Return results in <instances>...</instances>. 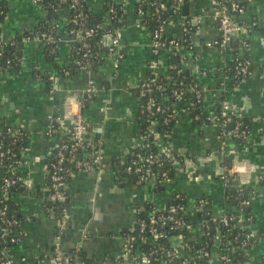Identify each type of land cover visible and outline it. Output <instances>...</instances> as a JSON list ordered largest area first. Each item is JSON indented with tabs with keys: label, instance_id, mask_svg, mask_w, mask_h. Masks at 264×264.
<instances>
[{
	"label": "crops",
	"instance_id": "obj_1",
	"mask_svg": "<svg viewBox=\"0 0 264 264\" xmlns=\"http://www.w3.org/2000/svg\"><path fill=\"white\" fill-rule=\"evenodd\" d=\"M0 1L6 7L0 25L4 40L34 28L44 19V9L35 0ZM139 1L86 0L90 13L98 18H109L113 5L124 8L115 34L123 56L117 68L115 56H104V61L92 68L73 62L74 40L68 33V13L62 11L57 21L56 60L47 57L44 42L31 39L23 44L21 68L0 74V128L21 127L29 133L17 172L28 185L15 194L18 213L23 218L21 240L9 248V254L18 264H53L59 221L46 213L45 205L50 193L49 160L60 138L47 131L56 126L54 119L59 118L65 122L59 131L65 132L63 127L71 125L65 112L66 99L83 93L92 81L96 94L82 112L86 136L99 145L104 166L75 172L69 180L70 226L62 240L63 252L86 263L120 264L118 260L128 246L126 232H132L143 207L151 203L165 209L176 194L183 196L191 222L183 241L200 242L203 228L196 210L198 200L206 198L214 216L236 212L224 200L223 159L230 156L235 186L255 189L249 207L253 221L248 228L256 237L246 262L264 264V78L258 71L264 66V0H248L234 15L236 22L250 27L243 37L247 46H240L238 53L235 42L225 48L215 43L219 38L216 0H189L164 28L167 37L189 36L191 45L184 55L185 66L204 94L202 108L206 115L215 113L221 94L229 90L228 82L222 78L228 63L243 54L254 70L249 79L229 90L226 99L231 113L249 124L247 138L228 139L223 147L214 123H199L188 113H177L170 141H162L161 145L181 155L182 162L161 191L153 184L138 185L130 178H120L113 166L142 143L137 87L150 74L165 77L169 73L170 52L153 48L149 29L134 11ZM176 107L183 110L180 104ZM219 254L216 248L214 264Z\"/></svg>",
	"mask_w": 264,
	"mask_h": 264
},
{
	"label": "trees",
	"instance_id": "obj_2",
	"mask_svg": "<svg viewBox=\"0 0 264 264\" xmlns=\"http://www.w3.org/2000/svg\"><path fill=\"white\" fill-rule=\"evenodd\" d=\"M183 5H186L189 0H184ZM43 9H44V19L40 21L34 28L24 30L21 34L13 37L10 40H4L0 37V74L4 72H15L18 71L22 66V54L21 50L23 44L27 40L34 39L35 36H38L39 39L45 43L46 55L53 62L56 60L58 51H57V21L60 13L62 11H67L68 13V33L72 35L71 30L78 32L81 29V26L78 22H83L84 28L93 29V36L88 39L86 42L76 41L72 45V59L74 63H77L79 67L92 68L104 61V54L107 52V48L104 45V38L107 35H112L115 37L116 30L121 26L120 19L123 17L124 8L122 5H113L109 8L110 17L109 18H98L92 15L88 9L86 0H43ZM179 7V0H140L134 6V11L141 16V20L144 25L147 26L151 35L155 33L156 30L160 27L165 28L173 15L178 14L181 9ZM113 11V12H111ZM6 16V7L3 2L0 1V25L3 22ZM190 26V25H189ZM188 26V27H189ZM83 28V27H82ZM1 34V27H0ZM52 36L53 40L47 42V37ZM176 40L179 42V49L171 48L169 45L170 40ZM159 41L163 43L164 47L159 48L156 51L162 49L168 50L170 52L168 57V75L165 77H156L155 75L150 74L147 81L140 84L136 92L139 97V102L141 106L140 115H139V126L141 131V136L144 143H148L147 147H136L128 151L122 160H118L113 164L117 170V174L120 178H130L134 181L135 176L133 171L130 173L127 171V168L136 166H141L147 164V159L149 156L153 155L157 157V160L152 169L155 173H164L166 172L168 178L171 179L175 172V167L177 164L182 162V156L173 154L171 158L176 162H171L169 157L165 154L159 153V147L156 145L158 139L163 141H170V137L173 133L174 126L177 120H171L168 117V112L157 113L154 110L149 112L146 110L147 103L149 100H154L156 105L162 106L167 111L170 110L176 111L179 115L182 113H188L191 118L194 120L196 116H199V123H210L207 116L203 113L202 102H198L196 99L197 92L200 90V86L192 77L190 71L185 66L184 55L190 50V39L186 34L182 38H172L167 37L165 31L160 34ZM87 44L85 46L84 44ZM236 53L239 52V47L242 46L239 41L235 42ZM234 45V43H232ZM246 55H240L239 60H247ZM237 60H234L226 65L223 70L222 78H225V81L228 82L229 90L237 87L245 80L249 79L253 75L254 67L250 68L251 63L248 69V75L245 80L241 76H236V67ZM258 71L264 77V66L259 67ZM64 72V71H63ZM144 85V86H143ZM141 89L151 90L150 92H145L144 95H141ZM229 90L224 92L220 96V103L216 107L218 125L224 124L225 120L230 118V122L226 123V129L230 130L237 123L241 124V129L246 128L249 133V124L243 119L238 118L230 111L224 110V103ZM174 91L183 92L182 95H174ZM204 95V94H203ZM91 99H84V107L88 106ZM182 105L183 110H178L176 105ZM153 113V114H151ZM55 135L60 139H64L65 142H71V136L69 133H61L57 126H55ZM248 136V135H247ZM246 139V138H245ZM86 140L92 144H95L97 147L99 145L96 141L91 140L86 136ZM244 140V139H237ZM29 143V133L25 129H21L16 133V131L10 128H0V152L6 153L3 158V167H0L1 173V183H0V209L6 207L7 214L3 217H0V249H9L13 243H11L12 237L20 236L22 232L23 218L18 213L17 203L15 201V194H20L23 192L25 184L22 181H18L14 186L9 190L7 196H4L1 193V188L3 186V179L5 177L6 168L11 166L13 168H20L21 163L23 162L22 153ZM90 149L86 151L79 152V157L81 159L87 158ZM66 155H69V152H66ZM53 157L50 158L49 166L53 163ZM136 164H133V163ZM104 166V164H102ZM101 166V168H103ZM233 166V159L230 156H225L223 159V174L222 178L227 180L225 183V193L224 200L226 204L230 207H233L236 212H230L224 214L225 216L232 217L238 215V213L249 214L250 210L248 205H245V201H251L253 194L255 195V189L249 185H237L236 177L230 173V170ZM65 169L69 170L67 173H63V181L68 185L69 180L71 179L72 173L76 172L74 165L67 162L64 164ZM18 175V174H17ZM50 184V181H49ZM152 184L157 191H161L164 188V180L161 178H155L152 181ZM205 199L206 198H201ZM208 202V201H207ZM181 204L186 205L184 198L181 197L179 200H172L168 205L172 204ZM53 206L57 210L54 215L56 219L61 217L60 213L63 208L69 211V201H68V192L67 200L64 202L52 203L50 201L46 202V206ZM206 211L209 210V203L206 206ZM159 210L164 212L163 214H168V208L158 209L154 204H147L143 207L141 213L137 216L135 227L132 232H126V235L132 237L133 239L129 245L130 251V263L136 264L141 256L145 255L148 257L150 264H183L182 262L188 259L191 255H198L193 262L186 264H208V258L202 256V252H207L209 255H213L216 248L219 249V252L225 256H229L234 262H246V257L251 246H244L243 241L245 236L249 231L248 223H244V229L241 228V225L238 224L237 220H231L229 225L226 227L221 226L217 230L216 224L210 221V216L206 212L199 213V219L204 221L209 225L208 231L211 236L219 234L220 244H217L215 238L207 237L206 235L202 236L200 242L190 243V242H181L180 246L176 248V253L173 255V260L171 261L170 257H164V252L157 251L151 256L149 253L154 251L157 248L163 247L166 250L175 251L172 246V237L176 235H184L185 230L182 228L178 231H173L169 233L170 238L168 240H163L159 242L156 246L151 244L148 240H141L139 236V226L138 221L140 219H147L153 210ZM176 218L184 220L187 224H190V220L187 215H183L181 211L177 212ZM15 221L17 224H8V222ZM68 228L70 226V219L66 222ZM171 223H168L170 226ZM168 228V226H167ZM205 231V228H204ZM209 256V257H210ZM75 259V258H71Z\"/></svg>",
	"mask_w": 264,
	"mask_h": 264
},
{
	"label": "built area",
	"instance_id": "obj_3",
	"mask_svg": "<svg viewBox=\"0 0 264 264\" xmlns=\"http://www.w3.org/2000/svg\"><path fill=\"white\" fill-rule=\"evenodd\" d=\"M39 5L43 7V0H35ZM184 0H179V7L180 9L182 7V4ZM218 4V10L215 15V20L218 24V29H219V38L215 42L219 46L225 48V47H230L232 43L239 41L242 45L243 48L247 46V42L243 37L247 35L250 31V27L247 24L239 23L234 20V15L238 14L242 11V5L235 0H216ZM113 12V11H111ZM78 24L81 26V29L76 32L75 30H71V36L73 38V42L76 41H81V42H86L88 39H90L93 34L94 30L93 29H86L84 28L83 22H78ZM83 27V28H82ZM163 27H160V29L156 30L155 33L152 35V45L155 50L159 48H163L164 45L162 42L159 41L160 34L163 31ZM34 39L40 40L38 36H35ZM53 40L52 36L47 37V42H51ZM87 46V44H84ZM169 45L172 46L171 48L174 49H179V42L172 39L169 41ZM191 45V44H190ZM107 52L104 56H115L116 57V63L114 64V67L117 68L119 65V61L123 58L122 54L120 53L119 49V40L113 36L112 39V45L110 47H106ZM1 56V53H0ZM240 58L237 57L235 60H237V65L235 67L236 69V76H241L242 79L245 80L246 76L248 75V67L250 65L248 60H239ZM264 78V77H263ZM144 86V85H143ZM151 90H144L141 89L140 93L141 95H144L145 92H150ZM96 94V88L93 84L92 81L89 82L88 87L86 90L81 93V94H74L72 96H69L66 101H65V112L67 114V117L71 121V125L63 127L65 132L64 133H69L71 136V142L67 143L65 142L64 139H60L58 146L56 147L54 153L52 154L53 157V163L49 166L48 169V176H49V196H48V201L55 203H61L67 200V192H68V185L63 181V173H67L69 170L65 169L64 164L67 162L71 163L74 165L75 169L77 170L76 172L79 171H84V170H89V169H101L103 162V158L101 156V151L100 147H97L95 144L90 143L89 141L86 140V131H87V126L85 123V119L83 116L82 108L84 107V99L88 98L91 99L95 96ZM183 92L181 91H174V95L180 96L182 95ZM202 97L203 93L201 90L197 92V97L196 99L198 102H202ZM146 110L149 112H152L153 110L157 113H165L168 112V117L171 120L177 119L178 115L177 112L174 110L167 111L165 108L162 106L156 105L154 100H149L146 106ZM224 110L230 111L229 106L226 103H224ZM204 113V111H203ZM231 113V111H230ZM153 114V113H151ZM205 114V113H204ZM206 115V114H205ZM208 118V121H211L214 123L218 130H219V135H220V143L223 147L227 145L228 139H245L247 138L248 132L247 129H241V124L237 123L235 126H233L232 129L227 130L226 129V123L230 122V118L225 120L224 124L218 125L216 123L217 120V115L214 113L213 115H206ZM196 120H199V116L195 117ZM56 126L59 129V126H63L65 122H63L59 118L54 119ZM16 133L20 131L21 127L18 128H10ZM56 131L55 126H51L50 129H48L47 133L48 134H54ZM162 141L158 139L156 142V145L159 147V153L165 154L169 157L171 162H176L171 158L173 153H170L169 151L165 150L162 147ZM148 143H144L142 139V143L139 147H147ZM136 148V147H135ZM90 149V152L85 159H81L78 155L79 152L81 151H86ZM66 152H69V155H66ZM9 151L6 153L0 152V167H3V158L5 157V154H8ZM157 160L156 156H149L147 159V164H143L141 166H136L127 168V171L130 173L133 171L134 173V178L135 182L138 185H144V184H152V181L155 178H161L164 180L166 183L170 179L168 178V175L166 172L164 173H155L154 170L152 169V165L155 164ZM133 164H136L135 162ZM18 168H13L11 166L6 168L5 171V177L3 179V186L1 188V193L4 196H7L9 193V190L12 186H14L18 181H22L25 186L28 185L27 181L22 179L20 176H18L17 173ZM75 173V172H74ZM72 173V174H74ZM230 173L233 175V169L231 168ZM223 179V178H222ZM224 180V179H223ZM227 183V180L224 181ZM183 198L182 195L176 194L174 196V200H179ZM254 197V194L252 198ZM208 202L205 199H200L196 203V210L198 213L206 212L207 215L210 216V221L216 224L217 230L221 228V226L226 227L229 225V222L231 220H237L238 224L241 225V228H245L243 226L244 223L251 224L253 221V218L249 214H238L236 216L228 217L225 215L222 216H214L211 212L206 211V206ZM245 205L250 206L251 201H245ZM168 214H163L164 212L159 211V210H153L152 214L147 218V219H140L138 221V226H139V236L141 240H148L151 244L156 246L159 242L163 240H168L170 238L169 233H172L173 231H178L181 228L183 230L186 229L185 233L187 232L188 228L190 227V224H187L184 220L180 218H176L177 212L181 211L183 215H187L185 212V205L181 204H172L168 207ZM165 208V209H166ZM45 210L46 213L49 216H53L56 214L57 210L53 206H46L45 205ZM7 214V208L4 207L0 209V217H3L4 215ZM61 217H58L59 221V228L57 231V235L55 237V242H54V254L52 257V262L53 264H93V263H86L83 261H77L76 259H71L73 257L67 256L63 250H62V240L64 239V236L66 235L67 231L69 230L66 222L67 220L70 219L69 217V211H67L65 208L62 209L60 213ZM168 223H171L170 226ZM8 224H17V222L12 221L8 222ZM168 226V228H167ZM202 228H203V235H206L209 237V239L215 238L217 244H220V238L221 236L219 234L211 236L210 232L208 231L209 225L206 224L204 221H202ZM205 228V231H204ZM184 233V235H185ZM184 235H176L172 237V246L174 247L175 251L172 250H166L163 247H159L155 249L154 251L149 253V256L154 254L157 251H162L164 252V257H170L171 261L173 260V255L178 252L176 251V248L180 246L181 242L183 241ZM256 235L253 232H248L245 236V239L243 241L244 246H252L254 241H255ZM133 238L129 237L127 238L128 241V246L123 254V256L118 260L120 264H131L130 263V251H129V245L130 242ZM21 237L20 236H15L12 237L11 243L16 244L20 242ZM1 246V242H0ZM202 256H205L208 258V264H214L213 263V255H209L207 252H202ZM141 257L139 260L136 262V264H150L148 257L145 255H140ZM196 256L198 255H191L188 259L184 260L182 263H190L193 262L196 259ZM210 256V257H209ZM24 261V259L22 260ZM217 264H250L248 262H234L229 256H225L222 253L219 254L218 258H216ZM0 264H18L15 262V260L10 256L9 254V249H0ZM20 264V263H19Z\"/></svg>",
	"mask_w": 264,
	"mask_h": 264
},
{
	"label": "water",
	"instance_id": "obj_4",
	"mask_svg": "<svg viewBox=\"0 0 264 264\" xmlns=\"http://www.w3.org/2000/svg\"><path fill=\"white\" fill-rule=\"evenodd\" d=\"M235 1H238L240 4H246L248 2V0H235ZM112 39H113L112 35L105 36V38H104L105 47H110L112 45Z\"/></svg>",
	"mask_w": 264,
	"mask_h": 264
}]
</instances>
